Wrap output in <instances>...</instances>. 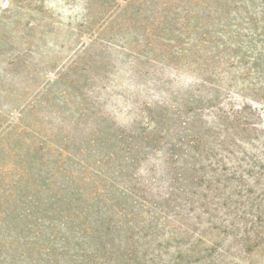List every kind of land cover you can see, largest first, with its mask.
I'll use <instances>...</instances> for the list:
<instances>
[{"label": "rangeland", "instance_id": "1", "mask_svg": "<svg viewBox=\"0 0 264 264\" xmlns=\"http://www.w3.org/2000/svg\"><path fill=\"white\" fill-rule=\"evenodd\" d=\"M0 264H264V0H0Z\"/></svg>", "mask_w": 264, "mask_h": 264}]
</instances>
